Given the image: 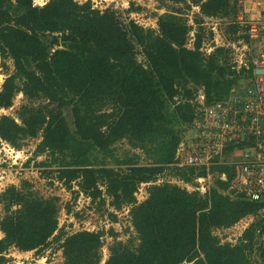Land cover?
Masks as SVG:
<instances>
[{"label":"trees","instance_id":"1","mask_svg":"<svg viewBox=\"0 0 264 264\" xmlns=\"http://www.w3.org/2000/svg\"><path fill=\"white\" fill-rule=\"evenodd\" d=\"M163 1L198 8L192 47L181 10L158 15L153 29L122 19L111 7L94 8L91 0H48L42 6L0 0V57L14 67L0 89V110L10 108L17 93L28 102L18 110L19 124L0 115V141L18 149L22 140L40 134L33 155L47 157L39 165L54 167L50 172L66 190L74 185L76 193L102 207L108 199L112 223L114 211L129 206L138 244L114 242L104 264H264V214L259 216L264 203L229 189L234 168L224 161L232 144L224 147V159H212L208 167L179 165L176 158L184 133L194 126L198 131L203 109L253 77L252 62L247 69L235 68L230 47L212 44L209 53L202 51L214 36L204 31V19L223 20L230 44H249L248 26L238 20L241 5L239 0ZM122 140L143 151L150 164H138L135 155L118 158L114 146ZM165 170L193 187L208 175L212 183L203 194L157 184ZM141 184H148L147 197L137 203ZM28 186L24 181L0 193V264L10 247L39 254L50 238L61 241L62 264H99L102 236L116 233L58 231V198L36 197ZM249 215L259 218L234 244L215 235Z\"/></svg>","mask_w":264,"mask_h":264},{"label":"rangeland","instance_id":"2","mask_svg":"<svg viewBox=\"0 0 264 264\" xmlns=\"http://www.w3.org/2000/svg\"><path fill=\"white\" fill-rule=\"evenodd\" d=\"M47 1L48 0H33V3L37 6H42ZM77 1L84 2L86 0ZM263 2L264 0H239L242 11L238 15V20L241 18V20L245 22L244 25L247 26L246 23L249 24L250 14H254L256 11L254 7H258L259 5V8H263ZM91 3L94 8H98L100 10L106 7H111L122 19L130 18L144 27L153 29L156 28V20L158 15L173 10H181V16L191 27L188 35L189 39L187 46L192 47L194 34L197 29L195 20L197 19L198 15V8L195 6H191L189 9H187L183 4L174 5L164 2L163 0H91ZM244 5L246 8L250 9L247 13L244 12ZM129 8H133V10L127 12ZM257 10L259 9L257 8ZM244 16H246V18ZM243 18L248 21H244ZM262 21L264 22V20ZM262 25L263 29H261ZM262 25L258 26L260 29V34H264V24ZM202 26L204 31H210L214 35L211 41H208L207 39L204 41L202 51L205 53L210 52L209 49L212 48V44L216 46H228L233 50V54H231V61L233 60V63L235 61L237 62L240 57L241 60H245L247 61V64H249L250 62L258 59L259 50H264V45L254 46L253 43L249 42V44H247L243 40L230 44L226 39L224 31L225 22L223 20L213 18L204 19ZM213 27L215 29L212 31L211 28ZM245 47H249V51H247ZM13 72V61L11 59H2L0 57V89L4 80ZM248 84L249 83H243L240 86ZM37 103L38 102H34L33 104L36 105ZM23 104H28L27 100L22 95V93H17L13 99L12 106L8 109H1L0 115L11 116L13 117L14 121L19 124L20 120L17 116V113L20 106ZM197 135L198 131L195 129V126L194 128H189L184 133L181 143L179 144L180 148L178 147L177 152H179V154H185L187 151L193 153L192 151L197 150L196 143L194 142ZM40 140V134L35 138H26L19 143L20 146L18 149L11 147L9 144L3 141H0V193L11 185L15 186L16 188H20L22 183L25 181L29 184L27 191L34 194V196L42 198H58L57 228L58 231L62 230L68 235L80 230L89 232H98L103 230L107 232L109 229H112L116 233V236H111L106 233L101 238L102 245L99 251L101 260L99 264H104V262L107 260L109 256L108 248L114 242L129 244L131 248H135L138 244V240L131 226L129 206L123 207L118 211H114L117 221L112 223L107 215V213L111 210L107 205L108 199H106V205L102 207L98 204V201L92 203L89 197H86L82 193H76L77 187L74 185H72L70 190H66L64 186L55 180V173L50 172L54 170V167H42L39 165L40 162H45L47 157L45 155H40L37 157L33 155L35 147L40 142ZM114 148L116 156L120 159L135 155L138 157V164L140 165H147L151 162V160L143 151L130 148L125 140L118 142ZM107 166L117 168L116 165L109 163L108 160ZM220 177L223 179L221 175ZM163 182L179 185L182 188L184 187L188 192L197 190L199 193L203 194L208 191L209 186L212 183V179L209 175L203 179L197 178L194 181V184H196L197 187H193L191 184H184L173 178L170 175V172L165 170L158 177L156 183L160 184ZM147 186L148 184L140 185L137 191L138 193L135 195L137 203L142 202L147 197L145 190ZM23 191L26 190L23 189ZM14 208L15 207H13V209ZM261 212L259 215L260 217ZM3 216L4 211L2 209V205L0 204V218ZM258 218L252 215L246 216L230 228L216 230L215 235L220 238L222 243L228 242L234 244L241 236L243 231ZM2 237L3 235L0 232V238ZM49 240V245L45 247L39 254H37L35 251L21 252L16 248L10 247L4 253L5 262L2 264H62V252L58 247V244H60L61 241L58 243L51 241V238ZM43 258H45V261H43Z\"/></svg>","mask_w":264,"mask_h":264},{"label":"built area","instance_id":"3","mask_svg":"<svg viewBox=\"0 0 264 264\" xmlns=\"http://www.w3.org/2000/svg\"><path fill=\"white\" fill-rule=\"evenodd\" d=\"M240 25L245 22L239 18ZM245 26V25H244ZM259 25L250 24L247 35L257 38ZM215 28H211L213 31ZM264 42V36L261 37ZM210 50V49H209ZM208 50V51H209ZM235 68L247 69V61L239 60ZM257 68H264V52L253 61ZM202 105L203 95H198ZM198 119V139L193 153L179 154L180 165L207 164L212 159L221 160L227 144L243 148L233 153L228 165L234 168L230 190L252 202H264V86L261 76H255L248 85L234 86L222 102L203 109ZM180 148V147H179ZM45 261V258H43Z\"/></svg>","mask_w":264,"mask_h":264},{"label":"crops","instance_id":"4","mask_svg":"<svg viewBox=\"0 0 264 264\" xmlns=\"http://www.w3.org/2000/svg\"><path fill=\"white\" fill-rule=\"evenodd\" d=\"M263 5H264V2H263ZM259 7H260L259 5H258V7H254V9L256 10L255 13L254 14L251 13L250 16H249V22L251 20V22L253 24H255V25H257V24L258 25L264 24V22L262 21V20H264V6H263V8H259ZM257 8L259 10H257ZM243 9H245L244 10L245 13H247L248 10H250L249 8H246L245 5L243 6ZM255 14H258V15H255ZM244 17L246 18V16H244ZM245 18H243L244 21H248ZM251 22H250V24H252ZM262 29H263V25H262ZM262 36H264V34H259L257 38L250 40V42L253 43L254 46H256V45L263 46L264 45V42L261 41V37ZM246 49H247V51H249L250 48L247 47ZM262 52H264V50L263 51L262 50H259V52H258L259 54L258 55H260Z\"/></svg>","mask_w":264,"mask_h":264},{"label":"bare ground","instance_id":"5","mask_svg":"<svg viewBox=\"0 0 264 264\" xmlns=\"http://www.w3.org/2000/svg\"><path fill=\"white\" fill-rule=\"evenodd\" d=\"M250 23V22H249ZM246 25L247 26H249V24L248 23H246ZM258 25V24H257ZM261 29H262V27H261ZM260 34V33H259ZM250 38V37H249ZM251 40L253 39V38H250ZM212 50V48H210V51ZM209 53V52H208ZM252 64H253V61H252ZM248 65L249 64H247V68H248ZM254 66V65H253ZM236 67V66H235ZM242 68V67H241ZM253 77H252V79H254L255 78V76H261L262 77V81H263V86H264V75H261V74H255L254 73V71H255V69H259V70H262V69H264V68H257V67H253ZM251 79V80H252ZM250 80V81H251ZM250 81L248 82V83H250ZM231 145V144H230ZM233 146V148H232V150H230L228 153H227V155H229V159L227 160V159H225V161H224V163H228V161H230V159H232V157H233V153H235V152H237V151H239V150H241L243 147L242 146H240V145H232ZM237 146H240V147H237ZM223 155L225 154V152H223L222 153ZM223 155H222V158H221V160L222 159H224V157H223ZM211 164V161L209 162V163H207V164H201V165H195V164H191L190 166H206V167H208V165H210ZM180 165V164H179ZM222 177H223V180H226V177H225V175L223 174V175H221ZM203 179V178H202ZM233 179V178H232ZM232 181V180H231ZM231 184V183H230ZM138 193V192H137ZM136 195V194H135ZM136 197V196H135ZM257 203H264V202H257ZM262 214H264L263 212L261 213V215Z\"/></svg>","mask_w":264,"mask_h":264},{"label":"water","instance_id":"6","mask_svg":"<svg viewBox=\"0 0 264 264\" xmlns=\"http://www.w3.org/2000/svg\"><path fill=\"white\" fill-rule=\"evenodd\" d=\"M254 73H255V74H261V75H264V69H262V70L255 69ZM263 213H264V211H263Z\"/></svg>","mask_w":264,"mask_h":264}]
</instances>
